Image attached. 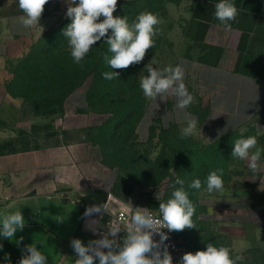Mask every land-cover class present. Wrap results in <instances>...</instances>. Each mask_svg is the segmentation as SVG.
Returning a JSON list of instances; mask_svg holds the SVG:
<instances>
[{"label": "crops", "instance_id": "1", "mask_svg": "<svg viewBox=\"0 0 264 264\" xmlns=\"http://www.w3.org/2000/svg\"><path fill=\"white\" fill-rule=\"evenodd\" d=\"M134 1L139 0H118ZM169 1L177 2L173 7L182 11L185 27V52L173 66L187 61L185 84L195 97L187 111L198 119L191 137L211 145L249 131L257 137V147L264 149V0H233L239 15L231 32L213 16L219 0ZM67 7V0H49L39 26L25 29L17 19L22 15L18 0H0V216L20 209L26 220L14 241L0 237V264H19L23 249L33 243L48 257V264H75L73 238L87 244L101 238L118 213H126V229L132 207H155L150 196L139 197L131 184L120 181L118 170L103 162L98 148L62 141L66 118L87 111L82 91L66 98L64 112L53 126L48 119L26 116V99L17 85H10L11 65L43 32L68 18ZM152 103L145 97L135 127L140 143L150 139L154 127L181 131L185 126L175 120L173 96L167 102L158 100L154 115ZM166 112L173 116L168 127L161 120ZM228 176L222 192L197 193L206 218L243 234L264 231V173L253 181L248 162L235 158ZM102 204L106 211L85 215ZM124 235L120 232L118 239Z\"/></svg>", "mask_w": 264, "mask_h": 264}, {"label": "clouds", "instance_id": "2", "mask_svg": "<svg viewBox=\"0 0 264 264\" xmlns=\"http://www.w3.org/2000/svg\"><path fill=\"white\" fill-rule=\"evenodd\" d=\"M48 3L49 0H18L22 15L17 19L25 29L39 26L45 5ZM67 4L66 16L71 22L65 26L62 34L71 50V57L77 64L81 63L92 47L103 38L108 45V52L111 53V56L105 54L103 57L105 64L111 69L102 73L106 80L119 76V72L112 69L126 70L141 63L146 52L155 47L154 37L159 32V25L163 23L157 14L143 12L129 23L127 16L113 15L118 0H67ZM214 9V18L226 32H231L232 23L239 15L233 0H219L214 4ZM110 30L111 34L108 35ZM186 64L187 61H181L174 66L168 65L160 69L153 68L150 63L146 66L148 75L139 77L143 95L153 102V115L154 110L159 107L158 100L167 102L169 96L175 98V120L185 125L181 129V138L195 135L198 125L197 117L187 111L195 97L185 84ZM253 83L255 84V81ZM257 98L256 96L251 101ZM172 119L173 116L166 112L161 118L164 127H168ZM223 131L226 132L227 127ZM232 143V158L247 161L253 174L252 180H256L264 173V149L257 147V137L238 138ZM222 177V169L210 172L206 179V191L210 194L222 192ZM172 187L170 198L166 201L161 202L162 194H156L159 200L158 215H153L149 208L132 207L133 212L126 229L118 222L110 221L107 231L102 233L99 239L89 240L85 244L81 239L73 238L70 246L76 254L75 264H97V261L98 264H173L172 255L165 244L168 235L163 229L180 232L194 228L192 218L195 205L184 188V180L177 178ZM189 187L199 190L201 181L195 179ZM102 211H106L104 204L90 207L85 215ZM25 226L26 220L20 209L5 213L0 216V237L14 241L16 233L22 231ZM122 231L125 235L118 239V234ZM156 235H159V240L155 239ZM22 239L21 237L20 240ZM2 247L0 244V249ZM23 252L25 254L19 264H48V257L34 243L25 246ZM243 259L242 255H233L229 247H217L213 242H209L206 250L184 253L179 264H240Z\"/></svg>", "mask_w": 264, "mask_h": 264}, {"label": "rangeland", "instance_id": "3", "mask_svg": "<svg viewBox=\"0 0 264 264\" xmlns=\"http://www.w3.org/2000/svg\"><path fill=\"white\" fill-rule=\"evenodd\" d=\"M174 4L177 6V2L171 3L169 0L118 2L113 15L127 16L129 23L143 12L157 14L163 23L159 25V32L154 37L155 47L146 52L144 60L126 70L112 69L119 72V76L113 80H106L102 76L103 72L111 71L103 59L105 54L111 56L103 38L92 47L94 50L93 70L84 74L77 73L71 78L65 74L64 67L75 61L71 57L67 41L61 43L65 39L62 30L71 20L67 18L55 27L47 29L35 42L29 45L27 53L11 65L13 80L10 85H17V92L24 95L27 101L25 115L48 119L54 126L59 114L64 112V102L60 101L58 94L70 86H77L73 92L82 91L85 94L87 111L81 116L66 118V131L62 141L68 144H84L98 148L93 142L97 129L104 121L118 113L119 106L124 104L128 95L137 91L141 95V102L145 100L139 86V77L148 75L146 66L151 63L153 68L162 69L165 66L173 65L178 56L185 52V27L182 11L175 9ZM43 14H46V10ZM110 34L111 30L108 35ZM59 48L63 51L61 55L58 53ZM261 62L264 66V50L261 51ZM114 87L118 91V98H115L113 102L111 95L107 93ZM118 101L120 104H116ZM248 136H251L249 131L243 135H233L214 144L205 145L191 136L181 138V131L177 129L165 130L154 127L151 130L150 139L146 143L130 140L131 147L125 152L135 158L143 172L146 173L150 169L143 165L149 162L156 164L163 161L171 164L168 169L169 176L161 181L143 185L132 181L122 167L118 165L115 167L122 183L131 184L137 196H150V199L157 204L159 200H155V196L158 192L162 194L161 202L166 201L170 198L175 180L180 178L181 174L184 177L194 169L206 174L222 169L223 183L227 182L228 172L235 160L231 156L232 142ZM185 168L186 170H184ZM185 171L186 173L183 174ZM201 202L202 199L197 196L195 213L192 218L195 227L175 232L177 241L185 248L186 252L195 253L206 250L207 243L213 242L217 247H229L233 255H242L244 259L240 264H264V231L243 234L241 230L215 223L206 218Z\"/></svg>", "mask_w": 264, "mask_h": 264}, {"label": "trees", "instance_id": "4", "mask_svg": "<svg viewBox=\"0 0 264 264\" xmlns=\"http://www.w3.org/2000/svg\"><path fill=\"white\" fill-rule=\"evenodd\" d=\"M61 43H66V39L62 40ZM60 49L61 48L58 49V53L61 55L63 51ZM93 58L94 50L91 49L81 63L77 64L74 62L66 65L64 67L65 74L72 78V76H75L77 73L84 74L90 72L93 70L94 66ZM76 87L70 86L64 89V91H61L58 94L60 101L64 102L66 98L73 93ZM107 94L111 95V101L113 102L115 98H118L116 87L111 88ZM21 96L24 97V95ZM140 98L141 95L137 93V91H133L129 94L124 104L119 106L118 113H115L110 119L104 121V123L100 125L97 129V134L94 136L93 142L101 152L102 160L105 164L111 167H115L116 165L122 167L132 181L146 185L151 184L153 181H161L165 177H168V169L171 164L163 161L156 164L149 162L143 165L145 168L150 169V171L146 173L141 169L139 162L125 152L131 147L130 140L132 142L138 141L135 136V127L143 115L145 105V100L141 102ZM116 104H120L119 101ZM184 170H186V168ZM185 173L186 171L183 172V174ZM208 175L209 174L203 171L197 172L194 169L185 174L184 177L182 174L180 176V179L184 180V188L189 193V198L194 205L196 204L197 193L202 189H206V179ZM195 179L201 181V188L199 190L189 187V184ZM176 187L180 186L176 185Z\"/></svg>", "mask_w": 264, "mask_h": 264}, {"label": "built area", "instance_id": "5", "mask_svg": "<svg viewBox=\"0 0 264 264\" xmlns=\"http://www.w3.org/2000/svg\"><path fill=\"white\" fill-rule=\"evenodd\" d=\"M155 200L158 201V199L155 196ZM156 203V202H155ZM158 207H159V201L157 204H155V207L153 209H150V211L153 213V215H158ZM112 222H118L120 225L124 226L127 223V215L125 212H120L116 216V218L111 219ZM109 221V222H110ZM107 222V225L109 224ZM163 231L168 235V240L165 241V244L168 246V250L172 255L173 258V264H178L177 258H181L184 253H186L185 248L177 241L175 236V231L169 232L167 229H163ZM156 240H159V235L155 236Z\"/></svg>", "mask_w": 264, "mask_h": 264}]
</instances>
